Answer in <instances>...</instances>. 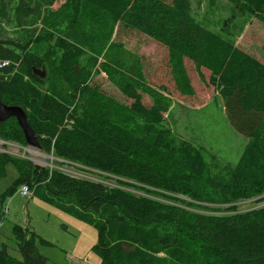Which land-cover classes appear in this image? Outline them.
<instances>
[{"label": "trees", "instance_id": "trees-1", "mask_svg": "<svg viewBox=\"0 0 264 264\" xmlns=\"http://www.w3.org/2000/svg\"><path fill=\"white\" fill-rule=\"evenodd\" d=\"M90 1L120 27L165 50L168 74L180 95L195 93L187 63L201 81L218 91L229 124L248 140L237 163L224 181L199 172L162 128L160 106L145 105L141 90L125 75L118 86L131 101L127 110L157 128L150 138L122 130L92 101L72 108L83 82L72 85V97L59 96L50 76L44 80L35 74L44 59L27 44L0 40V61L8 63L0 67L1 102L25 112L41 151L80 164L84 172L110 175L104 179H113L116 185L38 168L6 154L0 155V176L4 164L14 161L20 166L17 183L28 185L33 195L64 205L72 199L84 212L81 218L97 230L93 251L100 264H124L129 259L130 264H264V63L198 23L190 0H69V5L78 14ZM236 2L241 13L264 23V0ZM7 9V2L0 0V19L7 17ZM32 14L22 2L14 9L18 25ZM0 138L27 146L15 118L0 123ZM248 200L255 207L238 210L237 204ZM205 204L221 209L212 213ZM89 213L105 219L97 221ZM124 225L135 232L138 247L127 254L118 248L114 255L111 240L115 229ZM146 229L158 233L145 249ZM12 233L19 258L0 244V264H46L39 246H51L50 242L19 225L12 227ZM160 251H168L169 258L157 257Z\"/></svg>", "mask_w": 264, "mask_h": 264}, {"label": "rangeland", "instance_id": "rangeland-1", "mask_svg": "<svg viewBox=\"0 0 264 264\" xmlns=\"http://www.w3.org/2000/svg\"><path fill=\"white\" fill-rule=\"evenodd\" d=\"M4 1L8 14L0 19V40L27 44L35 56L44 59L46 62L39 69L44 72L42 78L51 77L59 96L72 97V85L78 80L83 82L82 91L74 94L72 108L92 101L101 115L122 130L150 138L157 128L148 126L127 110L131 101L121 94L118 86L121 76L125 75L141 90L145 105L160 106L164 113L161 126L175 145L183 148L182 155L190 159L199 172L215 180L227 179L248 140L231 127L218 91L201 81L191 64L187 63V71L195 93L183 96L175 90L168 74L165 50L136 31L120 27L93 1L84 3L78 14H74L69 0ZM19 2L33 10L21 25L14 17ZM190 3L198 23L264 63V23L261 20L241 13L236 0H190ZM203 73L207 80L208 73ZM26 148L24 154L19 151L14 154L18 156L6 155L38 168L61 172L58 167L62 164L57 157L40 149ZM63 166L75 175L108 186L116 185L113 179H104L110 175L99 176L97 171L84 172L85 168ZM19 167V163L7 161L0 176V244H5L9 253L19 258L12 233V227L19 225L52 244L39 246L46 264H100V257L93 251L97 230L81 218L84 212L73 205L72 199H66L69 205H64L63 201L46 200L39 193L30 198L22 197L17 183ZM237 205L238 210L243 211L256 204L248 200ZM204 208L212 213H219L213 210L221 209L210 204H205ZM106 214L103 210L102 215ZM89 216L97 221L105 219L93 213ZM115 232L110 246L114 255L118 248L127 254L138 247L135 232L127 225ZM157 233L146 229L142 247L149 248L150 237ZM168 251L155 255L165 260L169 258ZM124 264H130V259Z\"/></svg>", "mask_w": 264, "mask_h": 264}, {"label": "water", "instance_id": "water-1", "mask_svg": "<svg viewBox=\"0 0 264 264\" xmlns=\"http://www.w3.org/2000/svg\"><path fill=\"white\" fill-rule=\"evenodd\" d=\"M35 74L43 76L44 72L35 70ZM15 118L25 138L26 145L33 149H40L39 141L36 133L27 122L25 112L18 106H8L0 100V123Z\"/></svg>", "mask_w": 264, "mask_h": 264}, {"label": "built area", "instance_id": "built-area-1", "mask_svg": "<svg viewBox=\"0 0 264 264\" xmlns=\"http://www.w3.org/2000/svg\"><path fill=\"white\" fill-rule=\"evenodd\" d=\"M7 64L8 63L5 61H0V67L7 65ZM26 147L27 146H23V145H20L18 143L11 142V141H5V140L0 138V153L1 154L18 156V155H14V154H18L19 151H23V154H24L26 152V150L28 149ZM7 148L9 150H7ZM37 153L39 155H41L40 152H37ZM56 160H58L60 162L59 164H62L61 167H58V169L61 170V172L72 175V176L81 177V176H78V175L71 173L70 170H67V168H65L63 165L64 164L72 165L73 167H77L80 170H81V168H84L82 165L77 164V163L75 164L74 162H70L68 160L61 159V158H56ZM18 192L22 197L30 198L33 196V190L26 184L20 185V187L18 188Z\"/></svg>", "mask_w": 264, "mask_h": 264}]
</instances>
